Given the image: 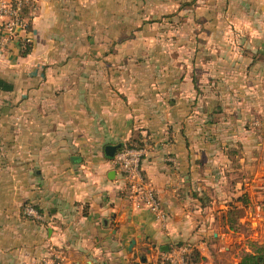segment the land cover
Returning <instances> with one entry per match:
<instances>
[{"label": "crops", "instance_id": "crops-1", "mask_svg": "<svg viewBox=\"0 0 264 264\" xmlns=\"http://www.w3.org/2000/svg\"><path fill=\"white\" fill-rule=\"evenodd\" d=\"M204 1L220 22L193 26L180 76L147 69L172 0H36L28 32L0 27V264H161L186 243L234 261L229 212L245 230L250 196L264 206V0ZM136 140L164 222L106 153Z\"/></svg>", "mask_w": 264, "mask_h": 264}, {"label": "rangeland", "instance_id": "rangeland-1", "mask_svg": "<svg viewBox=\"0 0 264 264\" xmlns=\"http://www.w3.org/2000/svg\"><path fill=\"white\" fill-rule=\"evenodd\" d=\"M200 3L201 2H198V4ZM202 3L205 9L200 12H196L195 8L197 6V2H194L191 5H187L186 7H183L182 5V7L179 8V0H172V12L170 14L159 18L156 17L154 19L152 17L149 18V21L155 20L156 23H154L153 21V24L161 23L157 30L153 31H155L154 33L157 35L156 55L159 58V61H161L162 63L157 64V66H150L149 68H147L150 69V71L151 69H153L155 71V75L158 78L164 73H170L173 76H180V57L183 56L185 59L188 60H191V58H193V49L195 47V41L199 44L198 40L194 39L195 28L193 26H201L203 28V31H211V27L220 22V18L216 17L213 14L210 3L207 1H204ZM180 9L184 10L185 12H182L183 14L180 13ZM185 13L188 14L187 18L184 17ZM221 23L224 24L226 22L221 21ZM181 26H185L187 28V34H189V30H192V33H190L193 38H189V41L194 42V45L191 48H188L187 50L186 48H181L180 42L185 39L184 36L186 37L185 33L181 32L180 30ZM190 27H192V29H189ZM206 35L207 34L205 33V36ZM202 36H204V33H202ZM163 38L166 39V43L164 42ZM159 44H162V46L166 45V47L164 49H160ZM208 54L209 53L202 52L198 59L200 61L202 60L203 62V57L208 56ZM163 86L164 84H159L157 82V88H163ZM249 199L250 200L248 202V207L244 212L247 218L245 230H242L241 227L237 228V233L239 234H236L237 237L232 242L234 261H231L229 264L239 263L242 256H244L248 252L254 251L257 246H261L264 244V206L262 205V207L259 208V198H256V195H251ZM262 200L264 202V197ZM243 233H245L244 237L242 236ZM230 260H232V258H230Z\"/></svg>", "mask_w": 264, "mask_h": 264}, {"label": "built area", "instance_id": "built-area-1", "mask_svg": "<svg viewBox=\"0 0 264 264\" xmlns=\"http://www.w3.org/2000/svg\"><path fill=\"white\" fill-rule=\"evenodd\" d=\"M36 0H0V27L14 37H18L20 31H26V19L22 12L23 4ZM35 9L31 12L34 13ZM25 40L30 42L31 37L26 34ZM144 148H121L114 157V162L123 173L130 190L138 198L139 202L151 210L164 222L166 213L161 207L157 193L150 182L146 179L142 169V159L145 154ZM25 212L29 216L40 217L39 212L32 206H27ZM190 244L173 246L165 252L161 264H187V255L191 252ZM44 264H58L53 260H46Z\"/></svg>", "mask_w": 264, "mask_h": 264}, {"label": "trees", "instance_id": "trees-1", "mask_svg": "<svg viewBox=\"0 0 264 264\" xmlns=\"http://www.w3.org/2000/svg\"><path fill=\"white\" fill-rule=\"evenodd\" d=\"M193 1L184 2L182 5L183 7H186L187 5H191L194 3ZM35 2H27L23 4L22 12L25 15L26 19V26L25 29L28 32V30L31 28V20L33 18L32 10H34ZM23 38V37H22ZM21 40V45L24 47L25 52L27 53L30 49V42L26 41L24 39ZM24 42H23V41ZM0 88L3 90H10L11 85L8 84L6 81L0 79ZM144 145L142 142H137V140L132 143H129L125 147L129 148H142ZM122 147V146H121ZM246 200V198H245ZM30 205H26L25 208ZM229 221L233 224V228H239L238 220L241 217V211H239L237 208H234L229 212ZM201 261V257L197 250H191V252L187 255V264H198ZM237 264H264V244L261 246H257V248L254 251L246 253L244 256H242L241 260Z\"/></svg>", "mask_w": 264, "mask_h": 264}, {"label": "water", "instance_id": "water-1", "mask_svg": "<svg viewBox=\"0 0 264 264\" xmlns=\"http://www.w3.org/2000/svg\"><path fill=\"white\" fill-rule=\"evenodd\" d=\"M120 145H108L106 146V153L108 156H114Z\"/></svg>", "mask_w": 264, "mask_h": 264}]
</instances>
